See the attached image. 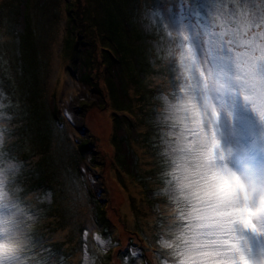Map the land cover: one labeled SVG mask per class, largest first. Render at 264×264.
Returning <instances> with one entry per match:
<instances>
[{"label":"rangeland","instance_id":"obj_1","mask_svg":"<svg viewBox=\"0 0 264 264\" xmlns=\"http://www.w3.org/2000/svg\"><path fill=\"white\" fill-rule=\"evenodd\" d=\"M0 38L4 264H264V0H0ZM193 95L203 136L173 118Z\"/></svg>","mask_w":264,"mask_h":264},{"label":"clouds","instance_id":"obj_2","mask_svg":"<svg viewBox=\"0 0 264 264\" xmlns=\"http://www.w3.org/2000/svg\"><path fill=\"white\" fill-rule=\"evenodd\" d=\"M213 106L211 102L206 98L202 97L197 102L196 97L193 96H185L183 99L179 100L175 105H173V118L177 120L178 123L182 125L183 128H191L193 131H199L200 135L203 136L204 132L201 128L202 117H204V113L211 109ZM210 127V125H209ZM204 143L203 140L200 141ZM186 148H191V145H185ZM204 148L206 149L204 153V165L208 169L210 173L208 177L209 183H217L222 186L223 178L220 177L219 172L216 171V166L219 165L220 161H213L211 148L208 144H204ZM251 165L257 168H264V162L262 163H250ZM227 170V169H225ZM257 184V194L264 193V181H256ZM3 198V191L0 189V199ZM264 203V202H262ZM3 221H0V225H2ZM257 230L264 232V225H257ZM4 231L3 227L0 226V233ZM18 246L17 245H6L4 243H0V257H3L6 253H12ZM0 264H4L3 259H0Z\"/></svg>","mask_w":264,"mask_h":264},{"label":"trees","instance_id":"obj_3","mask_svg":"<svg viewBox=\"0 0 264 264\" xmlns=\"http://www.w3.org/2000/svg\"><path fill=\"white\" fill-rule=\"evenodd\" d=\"M20 2V1H19ZM20 21H17V23H19ZM247 31V30H246ZM11 36H13V35H11ZM68 40H72V39H70V36L68 37ZM0 42H2V38H0ZM72 43H73V40H72ZM41 45V44H40ZM39 45V46H40ZM115 86V85H114ZM45 106H46V104H45ZM50 110V109H49ZM53 111V110H52ZM56 112H55V108H54V112H51V114H55ZM14 113H12V115H13ZM14 116V115H13ZM28 122H30V119L29 120H25V122L24 123H22V122H20L19 124H18V126L19 125H22V124H26V123H28ZM148 124L150 123V122H147ZM124 128H125V126H124ZM29 129V128H28ZM147 130V129H146ZM145 130V131H146ZM126 132H127V130H126ZM27 133H28V131H27ZM138 136H140V135H138ZM28 139V138H27ZM36 139H37V137H35L34 138V140H32L31 138L30 139H28V140H26L27 141V143L29 144L30 142L31 143H33V146H30V149H29V151L26 153V154H23L22 156L23 157H26V156H29V155H31L32 157L34 156V154L35 153H32V150H34V147H35V145L37 144V141H36ZM88 141H89V139L88 138H83V140H82V142H80L79 143V145H81V146H83L84 147V144H88ZM85 142H87V143H85ZM89 147V146H88ZM8 147L6 146L5 147V152L7 153V149ZM85 149L87 148V147H84ZM30 153V154H29ZM10 157V156H9ZM39 160H41V158H38ZM39 169V173H37L38 175L39 174H42L41 172H43V169L41 168V167H39L38 168ZM42 170V171H41ZM23 176L25 177L26 175H24L23 174ZM22 176V177H23ZM29 179H31L29 182H27V185L29 186H31V187H24L20 192H22L23 193V195L24 196H27L28 194H30L32 191H35L37 188H38V186H39V184H41L42 182H45L43 179H44V177L43 178H39V176H36V177H33V178H31V175H29ZM17 178H21V176H19V177H17ZM40 189V188H39ZM29 196V195H28ZM28 202V201H27ZM100 206V203L98 202V204L96 203L95 204V208L96 207H99ZM44 212V214L46 213V211H43ZM57 212V211H56ZM56 212H54V208L53 209H51V213H52V216H54L51 220L52 221H54L53 222V225H55V226H58V224L59 223H61V221L63 220V218H64V213H65V210L64 211H62V213H56ZM61 214V215H60ZM58 219V220H57ZM60 219V220H59ZM56 220V221H55ZM56 223V224H55ZM53 227V226H52ZM79 227V226H78ZM81 227V226H80ZM82 231V229L80 228V232ZM82 233V232H81ZM36 234V233H35ZM37 235V237H38V235H39V237H38V241H41V242H43V240L45 241L46 240V238H45V235H44V233L43 232H39L38 234H36ZM82 237H79V240H78V242H80V243H82ZM46 242H48V243H46V246H43L40 250V254H41V260L42 259H45V258H47V257H45L44 256V253L46 254V255H50V256H52L53 257V259H54V261H55V263L54 264H59V263H62L63 261H64V259H63V255H62V249H61V246L59 245V246H55V243H52V245L54 246V247H50V245L51 244H49L50 242L49 241H47L46 240ZM45 243V242H44ZM25 249H26V251H28L27 250V248L26 247H24ZM31 250V249H30ZM56 250H59V251H61V253L59 254V255H53V254H50L52 251H56ZM99 250V251H98ZM42 251H43V253H42ZM71 251V250H70ZM96 251H97V254H96ZM72 252V251H71ZM70 252V253H71ZM88 252H89V254H95L96 256H100V254L101 253H103L102 251H100V249H99V247H94V248H88ZM95 252V253H94ZM101 252V253H100Z\"/></svg>","mask_w":264,"mask_h":264},{"label":"bare ground","instance_id":"obj_4","mask_svg":"<svg viewBox=\"0 0 264 264\" xmlns=\"http://www.w3.org/2000/svg\"><path fill=\"white\" fill-rule=\"evenodd\" d=\"M77 103L78 101L77 100H73L69 107L67 108V112H68V115L69 117L77 124L80 123L81 121V118L77 115V110H78V107H77ZM97 126H101V129L105 135L103 134L102 135V139L105 141V137H106V134H107V130H108V124L104 122V120H102L101 118H99V125ZM106 143V142H105Z\"/></svg>","mask_w":264,"mask_h":264},{"label":"snow or ice","instance_id":"obj_5","mask_svg":"<svg viewBox=\"0 0 264 264\" xmlns=\"http://www.w3.org/2000/svg\"><path fill=\"white\" fill-rule=\"evenodd\" d=\"M187 42H188L189 44L192 43V36H191V35L189 36V39H188ZM220 51H221L222 54H224V53L226 52V50H224V49H221ZM215 145H216V141H213V147H215ZM213 159H215V156H214V155H213ZM221 178H223V177H221ZM232 180L235 181L236 178L233 176V177H232ZM245 210L249 212V215H250V216L255 215V211L252 210V209H250V208H247L246 206H245ZM244 224H245L246 227H250V228H252L253 230H255V225L251 222L250 219H246V220L244 221ZM240 251L242 252L243 250L240 249ZM241 260L244 261L245 264H248V262L245 260V257H244L243 255H241Z\"/></svg>","mask_w":264,"mask_h":264}]
</instances>
